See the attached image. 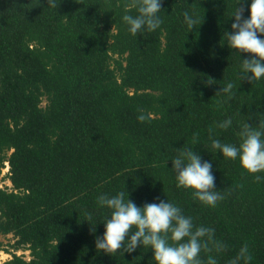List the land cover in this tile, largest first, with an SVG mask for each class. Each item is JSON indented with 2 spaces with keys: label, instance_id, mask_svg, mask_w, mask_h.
Here are the masks:
<instances>
[{
  "label": "trees",
  "instance_id": "trees-1",
  "mask_svg": "<svg viewBox=\"0 0 264 264\" xmlns=\"http://www.w3.org/2000/svg\"><path fill=\"white\" fill-rule=\"evenodd\" d=\"M55 2L0 0V170L10 184L0 235L28 252L1 264H154L151 249L95 248L108 217L97 197L120 191L137 206L166 199L213 228L227 245L218 264L245 244L250 264H264V179L241 175L208 133L238 145L243 123L264 124V79L240 81L247 54L226 46L238 0H163L164 23L137 36L122 21L125 0ZM185 11L202 22L191 31ZM228 82L230 98L219 92ZM193 147L224 196L215 207L175 186L171 161Z\"/></svg>",
  "mask_w": 264,
  "mask_h": 264
},
{
  "label": "clouds",
  "instance_id": "clouds-1",
  "mask_svg": "<svg viewBox=\"0 0 264 264\" xmlns=\"http://www.w3.org/2000/svg\"><path fill=\"white\" fill-rule=\"evenodd\" d=\"M162 3L163 0H125L122 21L127 32L137 36L140 32L151 33L160 28L164 23L160 15ZM46 4L58 7L55 0H46ZM183 17L189 31L202 23L188 11ZM230 18L231 31L224 32L226 46L239 55L247 54L240 63L239 80L252 84L264 79V0H238ZM233 88V83L228 82L219 92L230 98ZM145 119L143 114L138 116L140 122ZM231 124L230 118L225 119L216 128L226 130ZM208 133L211 148L226 160L238 161L241 175L252 176L255 182L264 179L258 175L264 173V124L243 123L238 145L214 138L213 127ZM171 164L176 188L188 191L193 200L215 207L224 199L215 191L211 162L202 161L194 147L180 151ZM97 205L108 211L103 234L94 241L97 252L114 256L146 248L151 249L154 264H218L216 255L227 251V245L215 239L213 228L196 226L192 217L185 216L179 206L166 199L137 206L129 199L128 192L120 191L111 196L99 195ZM88 218L91 219L90 214ZM202 251L208 254L206 259L201 258ZM251 260L245 244L228 264H250Z\"/></svg>",
  "mask_w": 264,
  "mask_h": 264
},
{
  "label": "rangeland",
  "instance_id": "rangeland-1",
  "mask_svg": "<svg viewBox=\"0 0 264 264\" xmlns=\"http://www.w3.org/2000/svg\"><path fill=\"white\" fill-rule=\"evenodd\" d=\"M44 105V102L41 103V106ZM7 165L4 163L3 167L0 170V188H10L9 182L6 180V172H7ZM13 243V239L11 235H0V264L11 257V253L15 254L16 256H22L24 260H28V252L25 250H17L14 251L11 245Z\"/></svg>",
  "mask_w": 264,
  "mask_h": 264
}]
</instances>
